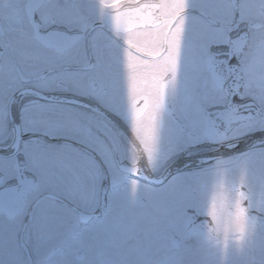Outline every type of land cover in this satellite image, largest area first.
<instances>
[{"label":"snow or ice","instance_id":"1","mask_svg":"<svg viewBox=\"0 0 264 264\" xmlns=\"http://www.w3.org/2000/svg\"><path fill=\"white\" fill-rule=\"evenodd\" d=\"M0 264H264V0H2Z\"/></svg>","mask_w":264,"mask_h":264},{"label":"flooded vegetation","instance_id":"2","mask_svg":"<svg viewBox=\"0 0 264 264\" xmlns=\"http://www.w3.org/2000/svg\"><path fill=\"white\" fill-rule=\"evenodd\" d=\"M0 2H2V0H0Z\"/></svg>","mask_w":264,"mask_h":264}]
</instances>
